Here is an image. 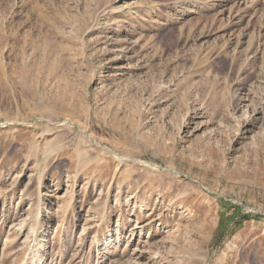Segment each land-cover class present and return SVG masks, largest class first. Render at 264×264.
Masks as SVG:
<instances>
[{
	"label": "rangeland",
	"instance_id": "1",
	"mask_svg": "<svg viewBox=\"0 0 264 264\" xmlns=\"http://www.w3.org/2000/svg\"><path fill=\"white\" fill-rule=\"evenodd\" d=\"M0 264H264V0H0Z\"/></svg>",
	"mask_w": 264,
	"mask_h": 264
},
{
	"label": "bare ground",
	"instance_id": "2",
	"mask_svg": "<svg viewBox=\"0 0 264 264\" xmlns=\"http://www.w3.org/2000/svg\"><path fill=\"white\" fill-rule=\"evenodd\" d=\"M150 167H152V166H150ZM153 168V167H152ZM35 183V182H34ZM28 184H29V181H28ZM37 184V183H36ZM37 194V193H36ZM38 196H39V194H38ZM42 197V196H41ZM39 198V197H38Z\"/></svg>",
	"mask_w": 264,
	"mask_h": 264
}]
</instances>
